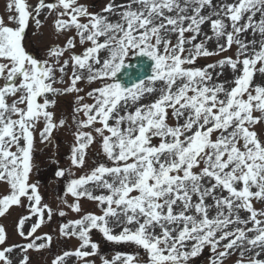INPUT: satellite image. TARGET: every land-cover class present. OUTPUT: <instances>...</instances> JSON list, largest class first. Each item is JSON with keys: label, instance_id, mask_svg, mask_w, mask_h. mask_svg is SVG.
Returning a JSON list of instances; mask_svg holds the SVG:
<instances>
[{"label": "snow or ice", "instance_id": "6c2138e0", "mask_svg": "<svg viewBox=\"0 0 264 264\" xmlns=\"http://www.w3.org/2000/svg\"><path fill=\"white\" fill-rule=\"evenodd\" d=\"M45 10V18L55 15L57 33L75 30L80 45L89 44L82 54L71 52L75 37L49 48L47 59L26 47L30 21L39 27ZM7 11L8 23L0 17V182L9 191L0 196V217L26 200L29 215L17 228L26 241L32 239L4 246L6 230L0 226V264H13L14 249L23 253L19 264H29V250L51 245L50 235L34 236L53 210L30 182L33 134L43 121V143L65 125L64 119L54 120L49 109L56 101L48 97L80 93L79 82L98 86L86 93L92 103L75 97L71 165L84 166L93 131L111 163L98 162L78 178L69 169L55 172L59 178L68 173L65 196L75 199L68 205L73 212L81 211L79 200L87 197L98 202L101 214L87 213L60 226L62 236L80 244L52 264H64L70 256L94 264L85 259L99 253L93 230L108 242L142 249L143 264H190L205 248L209 264H225L233 255L235 264H264V208L253 203L264 204V138L255 130L264 125V84H254L256 74L264 77V0H109L99 12L78 0H38L35 6L8 0ZM205 23L212 35L202 31ZM213 38L216 48L210 51L206 42ZM233 45L235 57L195 67L197 58L220 55ZM65 52L70 59L61 62ZM133 56L138 68L130 71ZM225 67L234 79L217 83ZM64 75L68 86L55 87L65 83ZM90 184L107 194L93 195ZM33 216L37 221L25 234L23 226ZM113 226L121 228L119 234ZM41 240L46 242L36 243ZM100 259L101 264H141L139 251Z\"/></svg>", "mask_w": 264, "mask_h": 264}, {"label": "rangeland", "instance_id": "374dc122", "mask_svg": "<svg viewBox=\"0 0 264 264\" xmlns=\"http://www.w3.org/2000/svg\"><path fill=\"white\" fill-rule=\"evenodd\" d=\"M27 2L31 6H35L38 3V0H27ZM109 0H78V3L85 5L88 7L89 11L92 12H99L107 3ZM7 3L8 0H0V17H2L5 21V23H8L7 16ZM100 8V10H99ZM47 10H45L44 13L41 14L39 17L42 21V24L37 27L34 23V21H30V26L26 32L25 36V45L26 47L37 57L41 59H47V50L51 47H55L56 45H60L63 47L69 37H75V44L76 47L74 48V51L71 52H83V50L89 46L88 43H85L83 46L79 43V37L76 36L75 31H67L63 33H57L54 28V20L55 15L52 14L45 18ZM81 22H86L85 19L81 18ZM202 31L204 33H208V35H212L210 31V25L208 23H205L202 25ZM186 35H190L187 34ZM249 38H251L249 36ZM258 38V37H257ZM173 42H175L176 37H172ZM204 37H198V40H203ZM223 42V41H221ZM37 45V46H36ZM206 47L211 51L216 48V41L215 38H213L211 41L206 42ZM237 53V47L233 45V47L227 51L223 52L220 55H213L209 57H199L197 58V65L195 67H204L207 64L216 63L220 59L224 57H235ZM132 58V57H131ZM64 59H70V52H65L64 56L61 59V62ZM71 62L69 65V68L67 69V73H71ZM212 71V70H209ZM216 71H221V69H217ZM223 75H221L217 83H221L224 81L231 82L234 79V74L231 72L230 68L225 67L223 70ZM60 73L56 72V77L60 78ZM215 78V73H213ZM65 83L63 84H56L54 85L57 88H64L67 87L70 83L69 76L64 75L63 77ZM3 81H0V84H2ZM254 84H264V77H262L260 74H256L254 76ZM97 84H87L86 82H79L78 87L82 88L83 91L80 93H69V94H63V95H49V99H54L56 101L55 106L50 108L49 110L54 113V120L58 123L60 119H64L66 121L65 125L63 127H57L54 129L52 136L48 141L41 142L40 137V131L44 127L43 121H40L37 124L36 130L34 131V149H33V168L32 172L30 173V182L36 183L38 185V189L40 192V195L42 197V204H47L51 209L53 210V215L51 219L49 220L47 218V214L45 215L44 223L41 225V227L38 230L37 233L34 234V236H43L44 234L50 235L53 239L51 241V245L49 247H46L40 251L36 250H29L27 252V255L29 256V264H52L53 257H56L58 255H62L64 251H74L80 244V241L76 237H64L60 233V226L62 224L68 223L71 220H76L81 218L83 215L87 213H94V214H101V206H99L98 202L89 200L87 197H83L79 200L81 211L79 213L73 212L70 207H68L69 204H72L75 202V199L69 194L65 196V193H62V187L61 185L56 183H41L39 184V181H37L34 178V172L35 168L37 167H43V166H53L52 169H69L71 173L74 175V177L78 178L81 175H85L90 172L91 169H93L98 162L107 163L110 164L111 162L106 160V157L104 156L102 149H101V137H99L94 131L93 136L95 137L94 143L86 150L87 155L85 157V163L82 168L75 167L71 165L70 162V156H71V147L74 144V135L73 133L76 131V125L73 120V116L77 115L74 113V108L76 107L75 103V97L77 95L85 96V101L87 103H92L93 101L86 96V93L90 91L92 88L97 87ZM226 87H231L232 84L228 83L225 85ZM11 102V101H9ZM147 102V101H145ZM259 115V113H256ZM78 118L81 120L86 119L83 116V113L78 114ZM110 123H113L110 121ZM168 123L170 125H174L175 120L174 118H170L168 120ZM95 127H101L100 124H96ZM91 129H85V131H90ZM255 130L257 131L258 135L261 138H264V125H257ZM105 134H108L105 132ZM68 179V173L66 172L65 177ZM108 178V177H106ZM110 179V178H108ZM61 184V183H60ZM4 187L7 188V191H9L8 185L4 182H0V196L7 194L8 192L4 189ZM88 188L93 192V195H101V194H107V190L97 188L95 185H88ZM59 189L61 192L58 193ZM64 200H67V204L64 203ZM254 207L256 209H262L264 208V204L254 201ZM25 206H17V210L12 211L13 207L10 208V211H8L4 216L0 217V226L1 222L5 220L7 224L6 229V245L4 246H12V245H23L27 242H29L32 238H29V241H26L23 237H21L18 233V222L19 219L22 216L29 215L27 211V201H24ZM64 211L66 215L64 217L59 216V212ZM246 212H241V216H246ZM37 221V217L33 216L31 219L27 220L26 223L23 226V231L25 234L30 230V227L32 224H34ZM5 225V224H4ZM6 226V225H5ZM97 231V230H94ZM121 231L120 227L113 226V234H119ZM65 238H68L71 241V246L68 245V242ZM46 241H37L36 243H44ZM61 246V247H60ZM88 251H91L90 248L86 249ZM54 251V256L51 255V253ZM23 253H21L20 249H14L11 253V259H13V264H19L20 259H22ZM114 255H111L110 257L108 254H106L105 258L111 259ZM209 256L210 252L207 248L204 249L203 254L198 256L195 259H192L190 261V264H209ZM88 261H94V264H101V259L96 256H90L85 258ZM146 258L141 259V264H143V261ZM238 259L237 255H233L230 259H226L225 264H235V260ZM64 264H84V262L75 256L66 257ZM119 264V262H118Z\"/></svg>", "mask_w": 264, "mask_h": 264}, {"label": "trees", "instance_id": "16d2710c", "mask_svg": "<svg viewBox=\"0 0 264 264\" xmlns=\"http://www.w3.org/2000/svg\"><path fill=\"white\" fill-rule=\"evenodd\" d=\"M52 173L48 174V170H46L45 175H48L49 176L48 178H51L52 177ZM92 235L93 234H91V237H94ZM98 245H99V248H100V251H101L102 255L106 251L110 252V253H117V252L127 253V252H129L128 251L129 249L135 250V251H139L140 254H143V252H144L142 249L138 250L135 245H132L130 243H119V244H117V243H114V242H108L104 238H102L101 241L98 242ZM132 248H134V249H132ZM104 249H108V250L104 251Z\"/></svg>", "mask_w": 264, "mask_h": 264}, {"label": "water", "instance_id": "95a60500", "mask_svg": "<svg viewBox=\"0 0 264 264\" xmlns=\"http://www.w3.org/2000/svg\"><path fill=\"white\" fill-rule=\"evenodd\" d=\"M136 68H138V64H137L136 59H135L132 63H130V71L132 69H136ZM126 76H127V74H125V76L122 77V79H126Z\"/></svg>", "mask_w": 264, "mask_h": 264}]
</instances>
